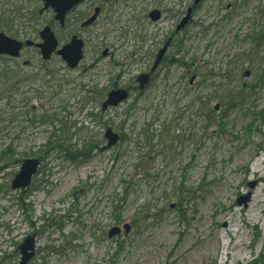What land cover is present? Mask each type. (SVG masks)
<instances>
[{"label": "rangeland", "instance_id": "1", "mask_svg": "<svg viewBox=\"0 0 264 264\" xmlns=\"http://www.w3.org/2000/svg\"><path fill=\"white\" fill-rule=\"evenodd\" d=\"M100 1L80 4L64 29L49 9L6 34L38 41L50 25L60 46ZM192 1L112 0L78 30L84 57L74 69L56 54L42 65L33 47L0 57V67L20 66L0 85V264H18L17 246L33 234L28 264H264V0H201L175 34ZM152 8L162 11L156 22ZM171 35L145 92L101 111L109 78L126 63L121 80L146 70ZM105 45L114 56L101 55ZM95 85L97 96L84 92ZM150 122L147 141L140 128ZM107 127L123 138L103 149ZM54 134L65 148L43 147ZM45 153L32 184L12 190L22 160ZM125 222L126 236L107 237Z\"/></svg>", "mask_w": 264, "mask_h": 264}, {"label": "water", "instance_id": "2", "mask_svg": "<svg viewBox=\"0 0 264 264\" xmlns=\"http://www.w3.org/2000/svg\"><path fill=\"white\" fill-rule=\"evenodd\" d=\"M42 7L39 9V14L44 12L46 9H52L54 14V19L57 20L61 25L64 23V17L66 13L81 0H41ZM200 0H194V4H197ZM98 8H95L94 14L82 23V26L89 25L92 23L96 17ZM192 8H188L185 16L180 20L176 26V30L183 29L190 19ZM149 17L152 21H156L160 17V12L157 9L150 11ZM39 37L41 42L36 43L35 46L39 48L40 54L43 59H48L54 52L57 46V40L50 26L46 25L39 30ZM24 44L30 46L33 42L29 39L25 40ZM169 44L167 41L162 48L156 54L154 63L152 65L151 71L155 70L163 57L166 48ZM23 46V43L15 38L7 36L5 33L0 32V54L8 55L11 57H17ZM82 47L83 43L80 38L73 35L68 43L63 45L60 49L56 51L58 55L66 62L70 68H74L78 62L82 59ZM106 54L104 51L103 55ZM195 76L193 75L189 82L191 83ZM149 74L142 73L137 76V81L139 82L140 89H144V84L148 81ZM128 96V92L125 89H114L107 94V98L102 103V110H105L108 106H117L120 102L125 100ZM104 137L107 139V143L104 145V149L109 148L116 144L119 139L117 132H114L112 128H106L104 132ZM40 161L37 158H26L22 161L19 171L15 174L11 181V189L26 188L30 182L33 174L36 173ZM248 197H242L237 200V203L246 204ZM123 229V234L127 235L131 229L129 223H124L121 227L112 226L108 232V238L118 235ZM21 257L19 264H26L34 255L35 242L34 236L28 235L23 242L18 246Z\"/></svg>", "mask_w": 264, "mask_h": 264}, {"label": "trees", "instance_id": "3", "mask_svg": "<svg viewBox=\"0 0 264 264\" xmlns=\"http://www.w3.org/2000/svg\"><path fill=\"white\" fill-rule=\"evenodd\" d=\"M11 1V0H10ZM25 0H17L16 2L12 3L11 9H7L6 5L9 3V0H0V31H5L8 32L9 34L13 36H17V34L20 33L19 26L25 25V22L32 20L33 18L37 17L38 13V6L40 5L39 0H28L27 3H24ZM28 24V23H27ZM14 68H17V66H12ZM11 66L4 65L0 67V85L1 84H6L7 82H10L11 79L16 78L18 74L14 71H11ZM14 72V73H12ZM261 82L264 85V72L260 76ZM93 92V90H90ZM99 91L94 90V93L98 94ZM258 116H262L260 113ZM43 120H47L48 122H52L53 118L49 115H44ZM152 123H146L143 124V126L140 128V134L145 135L144 138L148 141L152 136L148 133L145 132L144 130L147 129ZM147 127V128H145ZM65 130V123L62 124L60 127L59 131H64ZM247 130H250V126H248ZM164 131V126L163 123L161 124V131L160 135H163ZM52 139H49L45 144H43V147H46L47 150L51 149L53 146H57L59 144H62V146L65 148L66 146V140L67 138L61 139L60 135H53ZM61 146V147H62ZM48 147V148H47ZM87 147L90 148L92 147L91 143L87 144ZM45 154L41 155L40 159H44ZM184 192H190V190H184ZM183 191H180V196H182ZM20 204V203H19ZM117 221H120L116 217Z\"/></svg>", "mask_w": 264, "mask_h": 264}, {"label": "flooded vegetation", "instance_id": "4", "mask_svg": "<svg viewBox=\"0 0 264 264\" xmlns=\"http://www.w3.org/2000/svg\"><path fill=\"white\" fill-rule=\"evenodd\" d=\"M86 0H83L82 2H80L76 7H74L69 13H68V15L66 16V18H65V21H64V24L62 25V26H59L58 25V23H55L56 24V26L59 28V29H64L66 26H68V22H70V20H73V18L71 17V15L74 13V10H77V8L80 6V4H83L84 2H85ZM107 3H112V0H101L98 4H93V7H92V11L89 13V11H86V13H85V15L86 16H84V15H82V16H77L76 17V19H75V22H79V28L78 27H75L74 29H72L70 32V35H69V38H70V36L71 35H73V34H75L76 32L74 31V30H77V32H78V30H80V29H86V27H80V25H81V23L87 18V17H89V15H91V13L95 10V8L97 7L98 8V16L101 14V11L103 10V8L107 5ZM160 10V9H159ZM160 12H161V16H162V11L160 10ZM173 35H175L174 33H173ZM172 35L171 36H168L167 38H166V40L168 41L169 40V44H168V49H167V51L169 50V48L171 47V45H173L174 44V42H172L171 41V39H172ZM68 38V39H69ZM165 40V41H166ZM84 41V40H83ZM145 43V39L144 40H142L141 39V44L139 45L140 47H142L143 46V44ZM164 42H162V44H163ZM161 44V45H162ZM160 45V46H161ZM160 46L156 49V51L155 50H153L152 52L154 53V55H152L153 56V58H154V56H155V54H156V52L158 51V49L160 48ZM112 48V46H106L105 45V47H104V49L102 50V52H101V55L103 56V57H108V56H114L115 55V53H116V51H117V49H115V50H112L111 49ZM104 51H106V54L105 55H103V53H104ZM136 50H133V52H132V55H134V52H135ZM148 52H150V51H148ZM134 61V60H133ZM116 65H119V66H121V64H118V63H116ZM128 64L126 63V64H124V67H123V69L121 70V72H119L118 74H114L113 76H111L110 78H109V80L106 82V84L101 88V90H102V93H103V97H102V99L100 100V106H101V102H102V100H104V98L106 97V95H107V92L108 91H110V90H112L113 88H118V87H124V88H126L127 90H136L137 88H138V84H137V80H136V75H131L132 77L130 78V77H128V78H126V79H124V80H121V78H122V76H124V75H129V70L127 69H124L126 66H127ZM132 67V63H131V66L129 67V68H131ZM149 68H150V64H149V66L147 65V69L146 70H144L143 72H146L147 70H149ZM126 72V73H125ZM156 76V73H154V74H152L151 76H150V81L154 78ZM95 84H97V83H95ZM96 86H98V85H95V86H92V87H90V89H92L93 90V93H94V90H96ZM95 94V96H97L96 95V93H94ZM91 115H94L93 113H90Z\"/></svg>", "mask_w": 264, "mask_h": 264}, {"label": "bare ground", "instance_id": "5", "mask_svg": "<svg viewBox=\"0 0 264 264\" xmlns=\"http://www.w3.org/2000/svg\"><path fill=\"white\" fill-rule=\"evenodd\" d=\"M258 168V164H254L253 165V169L254 170H256ZM258 204H259V200L257 199V197L254 199V201H253V205H252V207H254V206H258Z\"/></svg>", "mask_w": 264, "mask_h": 264}]
</instances>
